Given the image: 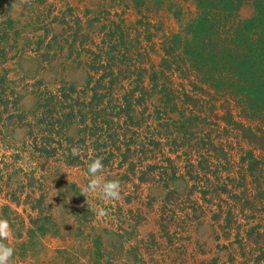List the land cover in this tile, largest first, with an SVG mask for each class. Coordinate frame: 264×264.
<instances>
[{"label":"rangeland","instance_id":"1","mask_svg":"<svg viewBox=\"0 0 264 264\" xmlns=\"http://www.w3.org/2000/svg\"><path fill=\"white\" fill-rule=\"evenodd\" d=\"M123 13L124 28L132 32L125 40L109 25L122 21ZM253 13L248 2L240 10L242 17ZM195 16L196 6L181 0H147L138 9L132 0H0V50L6 49L8 59L0 75L7 70L9 76L0 98V217L12 225L6 241L15 248L11 264H240L256 259L252 248L264 250V202L247 208L253 205L250 195H260L264 185V167L258 168L264 139L253 144L242 138L234 123L244 113L224 98L189 105L195 92L181 71L166 79L154 73L163 69L166 37ZM8 18L14 27L2 35ZM149 36L156 41L152 46ZM95 71H127L119 92L135 94L138 113L132 121L118 117L124 99L75 110L90 123L93 118L116 127L139 123L143 146L122 147L132 131L116 146L84 142L76 133L80 116L69 132H55L61 122L51 113L62 109L46 103L44 92L67 84L82 93ZM128 71L133 75L126 78ZM142 72L150 77L139 80ZM253 125L264 129V119ZM73 149L81 152L79 162ZM251 149L258 159L251 158ZM97 157L108 165L103 178L120 182L118 201L81 194L89 179L87 164ZM192 171L201 178L189 181ZM244 174L247 188L240 186ZM231 208L244 236L260 226L259 245L241 248L236 229L226 236L222 226ZM102 228L107 232L99 250Z\"/></svg>","mask_w":264,"mask_h":264},{"label":"trees","instance_id":"2","mask_svg":"<svg viewBox=\"0 0 264 264\" xmlns=\"http://www.w3.org/2000/svg\"><path fill=\"white\" fill-rule=\"evenodd\" d=\"M146 1L132 0V3L138 9L140 6H144ZM181 1L193 3L196 6V16L184 26L181 32L166 37L162 46V64L164 67L162 66L163 69L161 71L155 70V75L162 74L161 77L166 79L170 76L178 75V72L181 71V79L188 81L195 92V95H190L189 101H187L191 106H199L202 102L204 104L209 99H213V102L217 103L220 98H224L229 104L239 106L241 115L242 113L244 114L241 120L235 121L234 124L240 131L242 138L249 140L253 144H262L263 142H260V139H264V129L258 125H256L257 127L254 126L253 122L257 118L264 119V0ZM247 2L252 4L254 13L249 17H242L240 10ZM172 5L178 6L177 3ZM175 13L180 15L182 10L180 8L175 9ZM125 15L126 13H123L124 18L119 23L116 19L113 21L109 20L111 33L114 36L122 37L123 40H125V35H132L128 27L127 30L124 28L126 24ZM3 25L2 35H5L14 27V21L8 18ZM144 30L146 31V27H144ZM2 40L0 45L4 42ZM149 41L151 46L156 42L151 36H149ZM124 53L123 57L127 61L129 58L126 54H129V51ZM142 57L143 55L140 54L137 59H142L143 61L141 62L143 63L145 59ZM99 59L103 60V58ZM7 60L6 49L2 48L0 50V65ZM183 68H186V72L182 74ZM125 72L103 71L99 73V71H95L93 75H90V79L82 93L77 91L74 85L69 87L67 84H63L56 92L47 89L43 94V99L49 105L62 109V111L51 113L52 116L58 117L57 124L61 122V127L55 128V132L59 134L61 132H69V129L74 124H71V122L80 116L79 123L75 124L78 126L76 133L81 136L84 142L90 139L92 142L100 144L103 140L102 145L107 144L109 146L111 144V146H114L115 143H118L120 136H127L126 131H132L134 134L131 135L132 139H129L128 144H123L122 147L127 146L128 151H131L132 146H143L138 141L140 136L138 134L139 128L142 126L139 123H133L131 126L127 122L125 123L126 127L122 124H118V127H116L112 126L111 122L105 120V118L100 120L93 118L90 123L88 122L89 118L81 114L82 111L75 110V106H85V104L91 107L113 106V103L121 102L124 99L126 107L122 112L118 113V117H125L127 121H132L136 113H138L134 104L138 99H135V94H122L119 92V82L126 76ZM127 74L126 78H129L133 75V72L130 73L128 71ZM144 75L150 77V73L142 72L137 74V78L142 80ZM8 82L9 76L6 70L0 75V98H2L4 91L3 85ZM139 88L138 86L137 90H140ZM66 108H70V110L63 112ZM99 114L98 112L96 113V115ZM162 136L164 138L165 135L161 132ZM258 146L264 147V145ZM261 150H263V155L261 153L263 157H261L258 168L264 167V149ZM96 152L100 151L97 150ZM248 153L253 160L258 159L256 150L251 149ZM76 157L77 162H79L82 157L81 152H78ZM106 164L104 163V166H108ZM248 168L249 171L254 170L252 166H248ZM193 172L189 173V181L196 178L199 180L201 178L200 172L196 173V176ZM205 175H207V171H205ZM241 182V187H248L247 174L241 177ZM213 192L214 194L219 193L217 190ZM223 192L227 193L228 191L225 189ZM203 194L207 196L210 193ZM259 194L250 195L254 199L252 204L264 202V185ZM247 208L255 209V205L253 204ZM233 209L235 208H231L225 216V224L222 226L226 236H231L232 232H234L233 230L236 229L235 241L239 242L241 248H245L246 244L250 243L255 246L259 245L262 237L260 226L250 228L246 236H244L242 234V225L232 221L234 218ZM242 209L246 210L245 207ZM234 224H237L236 228ZM94 226L92 227L93 229L95 228ZM106 230L102 228L100 232H103V234H100L101 236L96 239V245L99 250L102 248L101 240L102 236L106 234ZM256 250L257 248H252V254H256L254 261L248 260L240 264H264V250L260 253H257Z\"/></svg>","mask_w":264,"mask_h":264},{"label":"clouds","instance_id":"3","mask_svg":"<svg viewBox=\"0 0 264 264\" xmlns=\"http://www.w3.org/2000/svg\"><path fill=\"white\" fill-rule=\"evenodd\" d=\"M73 155H78L73 149ZM103 160L100 157L90 160L87 164L88 182L81 194L99 193L101 199L106 201H118L121 198V185L118 180H105ZM100 215L104 212L101 210ZM12 235L11 221L7 217H0V264H11L15 256V248L7 243Z\"/></svg>","mask_w":264,"mask_h":264}]
</instances>
